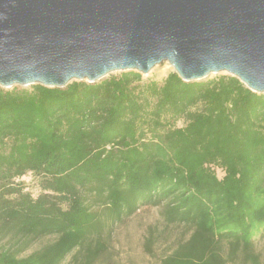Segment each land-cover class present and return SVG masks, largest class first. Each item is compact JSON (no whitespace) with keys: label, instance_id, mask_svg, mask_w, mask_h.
<instances>
[{"label":"trees","instance_id":"obj_1","mask_svg":"<svg viewBox=\"0 0 264 264\" xmlns=\"http://www.w3.org/2000/svg\"><path fill=\"white\" fill-rule=\"evenodd\" d=\"M144 207L163 224L143 239L167 244L156 264H261L264 94L173 71L0 87V264H95Z\"/></svg>","mask_w":264,"mask_h":264},{"label":"water","instance_id":"obj_2","mask_svg":"<svg viewBox=\"0 0 264 264\" xmlns=\"http://www.w3.org/2000/svg\"><path fill=\"white\" fill-rule=\"evenodd\" d=\"M169 63L264 94V0H0V87L98 83Z\"/></svg>","mask_w":264,"mask_h":264},{"label":"rangeland","instance_id":"obj_3","mask_svg":"<svg viewBox=\"0 0 264 264\" xmlns=\"http://www.w3.org/2000/svg\"><path fill=\"white\" fill-rule=\"evenodd\" d=\"M171 71H173V68L170 67L168 63H165L145 74H140L143 79L151 78L161 81ZM119 73H121V71H115L106 77ZM218 75L229 74L226 72L214 73L210 75V78H206L205 80ZM151 224L158 225L159 229L163 228V224L158 217V210L155 207L141 208L134 215L124 218L120 223H116L112 227L110 234L105 236L108 243V251L97 260L95 264H156L165 249L164 245L167 244L161 243L158 246H155L153 255L145 253L143 249V239L147 226ZM170 230L171 234L169 236V241L180 235L183 228L173 227L170 228ZM50 240H52V238H45L37 241L24 254H28L31 251L38 249ZM254 244L255 249L260 256L261 264H264V237H256ZM69 259L70 256L66 258L65 262Z\"/></svg>","mask_w":264,"mask_h":264},{"label":"bare ground","instance_id":"obj_4","mask_svg":"<svg viewBox=\"0 0 264 264\" xmlns=\"http://www.w3.org/2000/svg\"><path fill=\"white\" fill-rule=\"evenodd\" d=\"M169 64V63H168ZM170 67H172L170 64H169Z\"/></svg>","mask_w":264,"mask_h":264}]
</instances>
